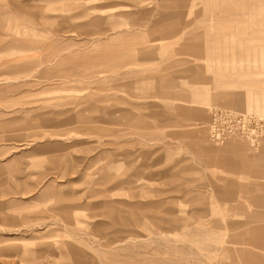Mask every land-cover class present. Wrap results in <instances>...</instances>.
I'll return each instance as SVG.
<instances>
[{"label": "rangeland", "instance_id": "374dc122", "mask_svg": "<svg viewBox=\"0 0 264 264\" xmlns=\"http://www.w3.org/2000/svg\"><path fill=\"white\" fill-rule=\"evenodd\" d=\"M263 90L264 0H0V264L260 259Z\"/></svg>", "mask_w": 264, "mask_h": 264}, {"label": "bare ground", "instance_id": "6f19581e", "mask_svg": "<svg viewBox=\"0 0 264 264\" xmlns=\"http://www.w3.org/2000/svg\"><path fill=\"white\" fill-rule=\"evenodd\" d=\"M256 95H257L256 100H255L256 102H262V101H264V90L261 93L256 94ZM237 101H241V102H238V103L244 102V100H243V98L241 96H237L236 102ZM256 239H257V242L259 243V241L261 239V235H259L258 237H256ZM261 249L264 251V248L263 247H261Z\"/></svg>", "mask_w": 264, "mask_h": 264}, {"label": "crops", "instance_id": "0c3cea01", "mask_svg": "<svg viewBox=\"0 0 264 264\" xmlns=\"http://www.w3.org/2000/svg\"><path fill=\"white\" fill-rule=\"evenodd\" d=\"M257 244H259V243H257ZM258 249H259V253H261V256L259 255V256H260V259H259V258H256V257L253 255V257H252V259H251L250 261L247 260V261L245 262V260H244L243 263H244V264H262L261 260L264 259V251L261 250V245H259Z\"/></svg>", "mask_w": 264, "mask_h": 264}, {"label": "built area", "instance_id": "2783aa9c", "mask_svg": "<svg viewBox=\"0 0 264 264\" xmlns=\"http://www.w3.org/2000/svg\"><path fill=\"white\" fill-rule=\"evenodd\" d=\"M264 124V122H262Z\"/></svg>", "mask_w": 264, "mask_h": 264}]
</instances>
